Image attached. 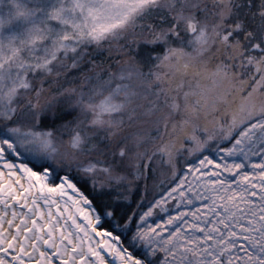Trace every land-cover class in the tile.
<instances>
[{
	"label": "snow or ice",
	"instance_id": "6c2138e0",
	"mask_svg": "<svg viewBox=\"0 0 264 264\" xmlns=\"http://www.w3.org/2000/svg\"><path fill=\"white\" fill-rule=\"evenodd\" d=\"M0 264H264V0H0Z\"/></svg>",
	"mask_w": 264,
	"mask_h": 264
}]
</instances>
